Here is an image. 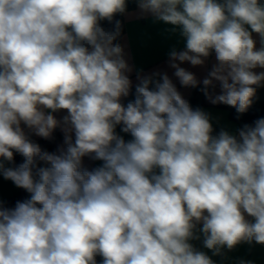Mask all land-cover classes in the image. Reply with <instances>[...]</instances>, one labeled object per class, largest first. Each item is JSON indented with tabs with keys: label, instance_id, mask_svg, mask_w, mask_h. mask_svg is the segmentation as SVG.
<instances>
[{
	"label": "clouds",
	"instance_id": "clouds-1",
	"mask_svg": "<svg viewBox=\"0 0 264 264\" xmlns=\"http://www.w3.org/2000/svg\"><path fill=\"white\" fill-rule=\"evenodd\" d=\"M136 4L179 30L185 46L168 66L181 86L248 111L264 86V2ZM126 13L127 0H0V175L29 194L0 200V264H215L190 241L213 255L264 246V118L216 132L161 71L138 72L123 104L133 66L114 18ZM213 55L202 80L181 67ZM56 129L55 151L29 135Z\"/></svg>",
	"mask_w": 264,
	"mask_h": 264
},
{
	"label": "crops",
	"instance_id": "crops-1",
	"mask_svg": "<svg viewBox=\"0 0 264 264\" xmlns=\"http://www.w3.org/2000/svg\"><path fill=\"white\" fill-rule=\"evenodd\" d=\"M172 27L173 26L164 24L163 22L154 21L150 15L145 18H140L137 4L134 8L128 9L127 13L124 14V32L121 44L124 46L125 58L128 63L133 66V72L130 73V79L132 81V89L130 93H135V86L139 82L137 80V73L141 72V70L142 74H151L154 71L166 72L173 80L174 84H176L178 91L188 102L194 95L202 101L200 108L210 114L216 132L221 128L235 132L241 127L238 120L230 116L231 106L224 104H211L201 91V88L203 87L202 84L196 88H185L181 86L179 81L174 77V69H171L168 66V54L173 48L182 50L185 46V42L179 35V30L176 32L171 31ZM253 38L257 41V48H259V36L253 33ZM214 60L215 58L213 55L205 67H193L189 63H183L181 64V67L192 71L199 80H202L206 76L207 70L210 69ZM255 71H264V69H256ZM210 91L213 94H219V85L217 84L215 89H211ZM127 98L128 97L122 98L121 102L124 104ZM262 99H264V86L257 89L253 101H259ZM66 114L67 113L64 111L54 113L58 119ZM25 131L28 132L26 128ZM58 131L60 132V138L55 141L54 149H50L46 145L40 144L38 139L41 137H37L30 133L29 135H33L34 138H32V140L40 144L43 149L55 151L57 146L63 142V133L60 129H58ZM117 131L119 132V127L117 128ZM121 135L125 134L121 133ZM129 138V136L125 135V139ZM100 163L101 162L99 161L93 162L85 158V164L89 168L99 166ZM14 194H20L22 200L29 196L25 190L17 188L11 181L5 180L3 176L0 175V200L6 204ZM14 205L15 204L10 205L9 207ZM202 241L203 238L201 237L200 239L192 240L190 242L197 250L206 252L215 261V264H240V261H252L253 264H264V246L262 245L255 243L251 245L242 243L231 251L225 249L222 255H213L210 250L204 248Z\"/></svg>",
	"mask_w": 264,
	"mask_h": 264
},
{
	"label": "trees",
	"instance_id": "trees-1",
	"mask_svg": "<svg viewBox=\"0 0 264 264\" xmlns=\"http://www.w3.org/2000/svg\"><path fill=\"white\" fill-rule=\"evenodd\" d=\"M264 1V0H261ZM136 6V0H127V10L132 9ZM116 20H120L122 22V35L124 32V15L117 14L115 16ZM101 26L104 27L106 30H110L113 27V24L109 23L108 21H101ZM122 39V36H121ZM120 39V43H121ZM135 98V93H130L128 98L126 99V102L124 103L125 105L131 101L134 100ZM201 100L198 99L195 95L191 97L189 100V104L195 109V108H200L201 105ZM230 116L236 120H238L240 127H242L244 124H252L256 119L259 118H264V99L259 100V101H253L251 107L248 109L247 112L243 114H238L236 109L231 107L230 108ZM30 138H34L33 135L30 136ZM60 138V132L58 129H56L53 133V139L52 140H45L43 138H39L38 142L42 145H46L50 149L55 148V141ZM23 157L20 156L18 153H14V163L18 165L21 163ZM22 200L20 194H14L10 197V199L6 202V206H10L16 203V201ZM100 257H97V261L99 264Z\"/></svg>",
	"mask_w": 264,
	"mask_h": 264
}]
</instances>
